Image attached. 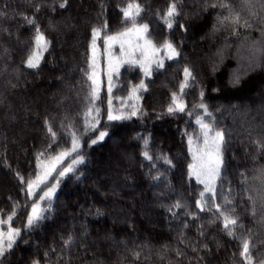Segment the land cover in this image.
<instances>
[{
	"label": "trees",
	"instance_id": "obj_1",
	"mask_svg": "<svg viewBox=\"0 0 264 264\" xmlns=\"http://www.w3.org/2000/svg\"><path fill=\"white\" fill-rule=\"evenodd\" d=\"M61 2L0 0V219L7 220L19 205L10 226L21 229L13 249L0 258V264H32L30 240L39 230L52 237L59 234L51 245L63 258L59 260L70 264H128L130 254L137 256L135 264H244L242 240L227 235L214 207L203 212L196 207L201 199L200 183L189 174L191 152L183 135L184 129L189 134L190 126L179 128L175 122L186 110L145 116L138 109L137 115L127 119L108 120L109 87H102L103 37L120 29L125 22L121 9L130 0H68L65 8L59 7ZM170 3L172 0H167V9ZM222 4H229L251 27L221 25L220 19L229 15ZM179 6L180 15L172 29L166 23L162 26L172 34L182 59L201 76L200 100L208 108L220 107L226 116L223 131L227 145L216 203L235 208L243 225L236 231L251 238L254 264H259L264 260V0H179ZM25 16L35 18L50 42L36 69L24 63L35 47V26L28 25ZM105 21L108 27L96 41L101 94L100 112L95 117L99 123L95 130L85 123L82 131H76V123L69 118L72 113L84 112L80 100L71 106L58 102L68 92L70 96L81 92L74 90L77 80L68 78L66 70L73 66V74H81L82 83L89 85L91 81L86 75L89 69L70 59L81 55L71 49L72 40L76 32L83 31L92 41L93 27ZM69 23L75 28L65 32ZM234 29L237 34H233ZM58 47L63 48L59 51ZM86 50V56L92 54L91 48ZM57 52L67 59L65 72ZM159 60L165 63L164 58ZM57 76L62 77L59 82L54 80ZM173 80L172 71L164 69L152 74L149 85L166 90ZM63 84L70 87L68 92ZM255 96L261 99L255 101ZM112 109L113 115L125 112L114 105ZM46 119L56 133L55 142ZM161 128L168 130L170 142L159 139ZM100 131L108 135L93 144ZM73 134L79 141L75 152L71 151ZM58 145L62 152L70 153L60 169L71 166L72 171L58 176V191L44 218L27 228V216L37 197H27L26 184L17 173L26 180L32 178L37 155ZM145 152L152 159H146ZM81 156L83 162L74 164ZM111 156L106 170L96 165ZM221 188L225 191L220 192ZM205 196L210 198L211 194ZM225 197L231 199V205L224 204ZM177 202L180 208L174 207ZM190 213H195V218ZM81 233L86 235L85 241L89 236L104 237L105 242L96 252L95 247L78 240ZM69 236L72 240L66 245Z\"/></svg>",
	"mask_w": 264,
	"mask_h": 264
},
{
	"label": "snow or ice",
	"instance_id": "obj_2",
	"mask_svg": "<svg viewBox=\"0 0 264 264\" xmlns=\"http://www.w3.org/2000/svg\"><path fill=\"white\" fill-rule=\"evenodd\" d=\"M68 0H62L59 4L60 8H65ZM216 7L215 4L212 5ZM221 7L229 10V15L224 16L220 19L219 23L221 25L225 23H231L233 25H237L239 27L248 28L251 27L247 20L241 21V14L239 12H233L231 6L229 4H222ZM143 7L140 3H137L136 0H132V2L128 3L125 8L121 9L123 14V18L125 21H131L132 26L126 28L122 32H118L114 35H104V45L105 52L109 54V71H108V81H109V94L112 92V79L113 73L119 72V67L123 63H128L132 65L139 64L141 69L144 71L145 75H151V66L155 64L157 67L162 68L164 66L162 60H156L155 56L157 53L161 52V50H165L168 59H174L179 56V51L177 47L170 41H165L164 44L160 47H157L156 44L153 43L151 39H149V25L148 24H140L137 23V18L141 16L143 12ZM37 11H39V6H37ZM3 15V13H0ZM180 15V6L179 0H172L170 3L166 13L164 14V22L166 23L169 29H172L175 18ZM25 21L28 25L35 26V36H34V45L30 53L28 54L25 65L27 68L36 69L40 66L41 60L44 56V53L47 52L50 42L46 39L45 34L42 32L40 26L36 23L35 18L33 17H24ZM107 21L100 27H93L92 29V42H91V51L92 55L89 59L88 68L90 71H86V75L89 81H91V90L89 92L90 96V105L85 113L86 118H91L92 120H96L94 117L93 110L96 113V116L99 115L100 109L95 107L96 101L100 99L99 95V83H98V72L96 71L98 64L97 57V45L96 41L100 38L101 34L104 33L107 29ZM183 28L184 26L181 25ZM233 34H237L235 29L233 30ZM119 43L121 49V57L116 58L115 62L111 57V47L113 44ZM127 46V47H126ZM141 53L142 59L136 57V53ZM184 80L180 84V91L183 93L184 89L190 86V81L194 80L195 77L193 75L192 70L189 67H185L183 69ZM146 90V85L142 80L139 85L133 87L131 93L129 94V99L133 96H136L137 99L139 97L136 95L140 90ZM109 111H108V120H121L127 119L128 116L123 114L113 115L112 109V99L111 95L108 101ZM201 108L205 106L203 104L200 105ZM184 104L179 100V97L174 92L172 94V105L168 107V112L170 114L175 112H183ZM138 109L133 105V111L130 113V116L137 115ZM98 120L95 123L88 122V127L92 130H95L97 127ZM197 123L200 124L201 132L203 134V147L198 149V155L194 156V159L198 160L197 164L189 165V174L194 175L197 181L204 185V191L201 192V199L196 201V207L200 211H211L212 208H215V211L219 214L217 219L222 218L223 229L227 233L229 237L233 239L242 240V251L240 252V256L242 257L244 264H254V257L252 255V248L254 244L251 241L250 237L243 236L242 234H238L236 229L243 228V225L240 223L238 215L235 214V208H225L221 204L216 203V184L217 180L221 177V170L223 167L224 159H223V148L226 144L225 140V132L223 130H213L212 125L204 123L201 120H198ZM45 125L48 128V132L51 134L53 138V142L56 139V133L53 131V127L50 122L46 119ZM108 133L105 131H100L99 136L96 140H93L92 143L96 144L98 141H101L107 136ZM192 139L189 137V144L191 145ZM51 146V145H50ZM79 147V141L75 134H73L72 139V149L71 151L75 152ZM264 147V145H261ZM191 150V149H190ZM70 153L67 151H63L59 153L57 156L53 158V163L50 167L43 172V174L37 172L35 178H28L27 180L19 176L17 173L20 182L22 184H26V195L28 198H31L36 189L40 188L42 184H45L47 178L51 176L52 172L56 169V164L62 160L65 156ZM45 154L43 152L39 153L36 157L37 159V168L39 169L43 161L41 157ZM146 159H152L151 156L147 152L144 153ZM166 159V158H165ZM83 162V157H78L73 163L79 164ZM170 163V161H167ZM72 171V167L64 169V171L60 172V177H64L67 173ZM159 179V177H157ZM57 185H52L48 188L47 191L44 192L43 196L40 197V200H48L51 201L53 195L56 191ZM211 193L210 198H206L205 194ZM251 200V196L249 197ZM225 205H231V199L227 197L224 198ZM19 205L14 206L12 215H9L7 220L0 219V227L5 224H10L13 220V217L16 215L15 208ZM174 207L180 208L181 204L177 202ZM45 209L41 208L38 202H34L31 206V212L27 216V228L35 227L43 218ZM99 214V212H97ZM190 215L195 218V213H190ZM215 223L216 221H211ZM187 227V225H185ZM203 234V233H201ZM21 235L20 228H14L9 226L7 231L0 230V258H3L9 251H11L14 247V244L17 241V238ZM72 237L69 236L68 240L65 241L66 245L71 243ZM205 249L207 245H204ZM193 251H197L194 247ZM181 253H178V255ZM47 255V253L45 254ZM33 264H39L38 261H34ZM259 264H264V260L259 261Z\"/></svg>",
	"mask_w": 264,
	"mask_h": 264
},
{
	"label": "rangeland",
	"instance_id": "obj_3",
	"mask_svg": "<svg viewBox=\"0 0 264 264\" xmlns=\"http://www.w3.org/2000/svg\"><path fill=\"white\" fill-rule=\"evenodd\" d=\"M132 2V0H130ZM137 3H140L143 7V12L140 17L137 18V23L145 24L153 27L152 31H149V39L153 41L154 44H156L157 47H160L164 44V42L170 41L172 34H167L168 29L163 27L165 25L164 22V14L167 11V0H136ZM52 6V5H51ZM118 18V17H117ZM121 18V16L119 17ZM118 18V20H119ZM125 21V20H123ZM163 25V26H162ZM132 24L129 21H125L121 24L120 29H117L116 32L112 33V35L124 31L126 28L131 27ZM69 28H75V26L71 23L68 24V26L64 27L65 32H67V29ZM86 32L79 31L76 32V35L74 39L72 40V46L71 49L73 51L81 52V55L79 54L78 57L75 58L73 56H69L70 59L75 62L76 59V65L81 66L82 68L89 69V59L92 54L89 56H86L87 48L90 50L91 45V38H86L85 34ZM88 41V42H87ZM16 45H20V42H15ZM65 44V43H63ZM177 47V45H174ZM127 47V46H126ZM59 48V47H58ZM63 48V47H62ZM61 47L59 48L62 49ZM67 50V48L64 49ZM177 50L179 51V56L175 57L174 59H168L165 50H161V52L157 53L155 56L156 60H159L161 58L165 59L164 66L162 68L156 69V65L153 64L151 66V75L146 76L144 71L141 69L140 65H132L128 63H123L119 67L118 73H113V79H112V92L111 94H106L108 97V101L111 95L112 99V105L116 106L118 110L124 109L125 112L123 115L130 116V113L133 111V105L139 109L140 114L145 116L153 115H160L161 112L167 111L168 107L172 105V94L175 92L177 96L179 97V100L184 104V110L182 115H179L178 118L175 119V122L177 126L180 128L183 126L189 125V134L185 130V133L183 135L187 136V143L189 145V148L191 149V165L197 164L198 160L194 159V156L198 155V149L203 147V134L201 132L200 124L197 123L198 120L203 121L204 123L212 125L213 130H223L226 116L223 115V112L221 111L220 107L216 108H208L206 104H204L200 98H201V91L203 87V80L201 76L196 72V70L191 66V64L188 61H185L182 59V52L177 47ZM91 51V50H90ZM100 53V52H99ZM58 57L61 61V68L65 72L66 67L64 65L66 64L67 59L62 56V53H58ZM70 55V54H69ZM102 55L105 61L104 71H105V79L102 80V87L106 88L109 87V81H108V71H109V54L105 52V47L102 50ZM68 56V55H67ZM111 57L113 58V61L115 62L116 58H122L121 57V49L120 44L116 43L113 44L111 47ZM136 57L142 59L141 53L137 52ZM185 67H189L193 75L195 77L194 80H191L190 86L184 89L183 93L180 91V84L184 80V74L183 69ZM73 66L70 67V69L66 70V73L68 75V78H72L74 80H77L74 90H81V92H77L74 95L70 96V92H68L70 87H67V85H64L65 91L67 90V94L60 96L58 102L60 106H71L77 100H80L81 108L84 111L83 113H72L73 116L69 118L72 123L75 124V130H83L85 123L91 122L92 119L86 118L85 113L87 112L89 105H90V96L89 92L91 90V83L88 85L87 83L84 84L81 82L82 75L73 74ZM164 69H170L172 73L175 76V80L173 82L168 83L166 86V90L161 89L160 86H150L149 83L152 80V74H156L160 70ZM61 70V71H62ZM90 71V69H89ZM66 75V76H67ZM59 77L54 78L57 81L59 80ZM49 80V79H48ZM144 81L146 85V90H140L137 92V96L139 99L136 98V96H133L131 99H129V94L131 93L133 87L140 84L141 81ZM84 81V80H83ZM59 82V81H58ZM86 82V81H85ZM89 83V82H88ZM62 86V83H59ZM63 88V86H62ZM101 91L99 90V95ZM55 94H59V92H56ZM142 94V96H141ZM50 98V96L48 97ZM255 101L260 100L261 96H255ZM203 104L205 107L201 108L200 105ZM109 106V104H108ZM95 107H98L100 109V99L96 101ZM119 114V113H118ZM94 117L96 116L95 111L93 110ZM159 139H161L163 142H170V135L167 129L161 128L160 133L158 135ZM189 137L192 139L191 145L189 144ZM225 140L226 144L223 148V153L225 151V147L227 145V137L225 134ZM62 146L58 145L55 147V149L51 150L50 148L44 149L42 152L45 154L41 157V160L43 163L41 164L40 168H37V159L35 161L36 168H35V174L32 178H35V175L37 172L43 174V172L47 169V167H50L51 164L54 162L53 158L57 156L59 153L62 152L63 149H60ZM66 157V156H65ZM65 157L60 160L56 164V169L52 172L51 176H49L45 182V184H42L40 188L36 189L34 192V195H36L37 200L43 209H47L50 201L48 200H40V197L43 196L44 192L48 190L49 187L52 185L58 184V176L59 173L64 171L60 169L62 163L65 162ZM110 159H113V157H107L106 160L103 162H97V166L103 167L105 170L107 169L108 161ZM194 176V175H193ZM196 178V177H195ZM217 186V184H216ZM58 187V186H57ZM58 188H56L55 193L57 194ZM204 191V185L200 183V193ZM220 192H224V189H219ZM54 193V194H55ZM211 194V193H210ZM54 196V195H53ZM53 201V199L51 200ZM10 224H5L2 227H0V230L7 231ZM53 234H48L46 232H42L41 230L36 231L34 233V237L30 240L31 246H30V254L32 257V264L34 261H38L39 264H70L68 262L60 261L59 259H63L60 255L57 254L55 251L54 246L52 247L51 243H54V240L56 241L59 238V234L56 233L55 236L52 237ZM84 237H86L85 234L81 233L79 235V241H84V246L88 244L89 246L95 247L96 252L99 251V244L102 242H105V238H97L92 239L91 237H87V240L85 241ZM48 244L45 246V244ZM47 253V255H45ZM131 255V254H130ZM127 257V261H129L128 264H135L134 262L137 260V256L131 255ZM135 256V257H133ZM68 259H66L67 261Z\"/></svg>",
	"mask_w": 264,
	"mask_h": 264
}]
</instances>
